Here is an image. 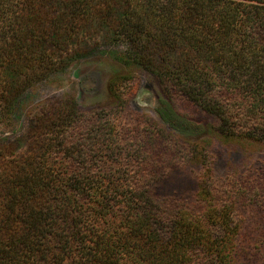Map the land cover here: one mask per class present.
I'll return each instance as SVG.
<instances>
[{
	"label": "trees",
	"instance_id": "trees-1",
	"mask_svg": "<svg viewBox=\"0 0 264 264\" xmlns=\"http://www.w3.org/2000/svg\"><path fill=\"white\" fill-rule=\"evenodd\" d=\"M84 37L92 43L81 45ZM102 44L152 73L167 100L212 115L211 131L264 142V0H0V72L15 75L17 86H5L8 113L15 91ZM101 111L66 97L28 120L22 151L16 139L0 142V264H180L181 253L192 259L197 251L228 264L238 233L234 207L210 172L197 189L209 202L202 221L165 213L145 172L125 173L124 183L106 175L107 157L120 146L104 149L102 133L114 134L98 123ZM161 116L181 133L200 131ZM165 143L189 159L206 158L196 144ZM120 205L123 225L103 226ZM170 245L178 257L167 263Z\"/></svg>",
	"mask_w": 264,
	"mask_h": 264
},
{
	"label": "rangeland",
	"instance_id": "rangeland-1",
	"mask_svg": "<svg viewBox=\"0 0 264 264\" xmlns=\"http://www.w3.org/2000/svg\"><path fill=\"white\" fill-rule=\"evenodd\" d=\"M79 43L84 46L92 41L84 37ZM115 48L102 44L85 56L64 60L62 68L56 72L42 80L35 78L15 91L18 95L10 113L5 103L10 92L6 84L15 81L16 77L1 71L0 86L4 88L3 91L0 88V142L16 139L17 152L22 151L26 146L23 135L28 120L42 106L66 97L74 98L83 110L103 108L100 115L104 117L98 123L112 126L105 132L114 134L109 139L102 133L101 138L106 139L104 149L112 151L107 146L110 142L120 146L107 157L112 163V171L107 176L124 183L128 181L123 179L125 173L139 175L145 172L147 189L159 205L164 206L165 213L185 211L193 219L202 221L209 202L197 196V189L201 179L206 174L208 177L210 172L222 197L234 207L238 233L228 264H264V142L251 138H225L211 131L212 115L188 102L167 100L157 78L139 66L122 63L111 52ZM2 79L6 81L3 83ZM162 113L174 123L186 121L201 125L200 131L181 133L163 120ZM170 137L196 144L198 150L204 149L205 160L189 159L183 152L168 150L170 143L165 140ZM221 202L223 200L219 199L212 203L219 205ZM123 218L120 205L102 225L122 226ZM174 247L168 246L165 262L176 261L178 255H171L176 253ZM182 255L177 263L215 264L202 251L194 252L192 259ZM127 264L139 263L136 260Z\"/></svg>",
	"mask_w": 264,
	"mask_h": 264
}]
</instances>
